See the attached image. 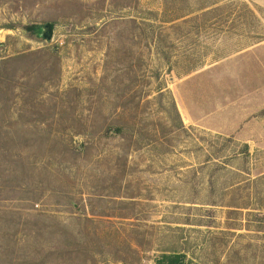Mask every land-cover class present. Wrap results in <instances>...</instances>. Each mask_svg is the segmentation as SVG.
<instances>
[{"label": "rangeland", "instance_id": "rangeland-1", "mask_svg": "<svg viewBox=\"0 0 264 264\" xmlns=\"http://www.w3.org/2000/svg\"><path fill=\"white\" fill-rule=\"evenodd\" d=\"M172 255L264 264V0H0V264Z\"/></svg>", "mask_w": 264, "mask_h": 264}, {"label": "trees", "instance_id": "trees-1", "mask_svg": "<svg viewBox=\"0 0 264 264\" xmlns=\"http://www.w3.org/2000/svg\"><path fill=\"white\" fill-rule=\"evenodd\" d=\"M183 258L182 255L165 256L160 264H183Z\"/></svg>", "mask_w": 264, "mask_h": 264}, {"label": "water", "instance_id": "water-1", "mask_svg": "<svg viewBox=\"0 0 264 264\" xmlns=\"http://www.w3.org/2000/svg\"><path fill=\"white\" fill-rule=\"evenodd\" d=\"M47 30H48V27H47ZM46 34H48V33H46ZM44 37H47L46 35H44Z\"/></svg>", "mask_w": 264, "mask_h": 264}]
</instances>
